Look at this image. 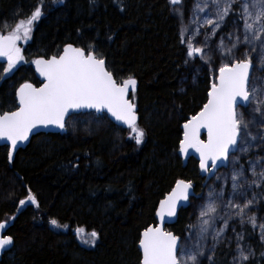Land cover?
I'll return each instance as SVG.
<instances>
[{"label":"trees","instance_id":"16d2710c","mask_svg":"<svg viewBox=\"0 0 264 264\" xmlns=\"http://www.w3.org/2000/svg\"><path fill=\"white\" fill-rule=\"evenodd\" d=\"M36 6H42V15L31 37L19 43L24 64L0 77V112L15 109V91L24 81L38 85L31 69L36 57L58 54L67 43L95 46L117 78L137 79L132 99L145 135L138 144L131 129L117 128L104 114L87 113L71 116L63 135L32 137L11 163L7 147L0 146V222L14 238L0 264H139L140 233L155 225L158 203L176 180L192 181L191 202L205 188L196 161L182 167L177 155L182 125L205 103L214 78L203 65L197 86L179 92L194 63H185L187 45L181 43L175 8L184 11L188 23L193 0L175 6L170 0H0V25L7 20L15 27ZM236 16L230 13L222 31ZM29 192L38 203L26 199ZM191 215L190 206L180 210L169 230L185 237ZM51 218L61 230L51 227ZM77 228L95 230L96 244L81 246ZM241 233L253 251L244 264H264L256 234L248 227ZM212 257V264H230L232 247L218 246Z\"/></svg>","mask_w":264,"mask_h":264},{"label":"snow or ice","instance_id":"6c2138e0","mask_svg":"<svg viewBox=\"0 0 264 264\" xmlns=\"http://www.w3.org/2000/svg\"><path fill=\"white\" fill-rule=\"evenodd\" d=\"M175 6L181 0H170ZM194 0L191 16L185 23L184 11L177 7L179 14L181 43L187 45V56L203 53L202 46L194 44V37L203 34L205 46L211 36L217 35L216 30L226 23L230 13H236L235 29L233 32L221 34L220 48L226 59L222 60L218 69L213 65L214 78L208 89L207 101L198 112L186 119L183 124L182 138L179 140L180 152L187 153L194 149L199 153V166L203 172L212 173L213 169L227 166L232 162L231 190L226 191L223 184L209 185V192L199 208L197 223L188 226V231L196 229L194 236L181 237L172 231H166L160 225H148L139 237V247L142 251L140 264H202L200 257L206 255V241L209 235L216 241L230 227L229 220L239 217V223H250L255 228L258 224L256 213L250 212V207L256 200V193L248 197V189L252 185L264 190V157L255 159L249 156L250 167L254 179L246 175L245 165L239 163L240 153H248L253 141L259 140L264 144V133L259 136L250 130L253 119L246 117L245 112L238 111L254 102L253 111L260 114V120L255 121L264 129V86L252 81L254 69L253 52H258V63L264 70V0ZM204 13L203 16L200 14ZM42 15V6H36L31 14L21 17L15 27L5 20L0 25V57H5L7 66L5 73L24 59L18 41L28 40L32 34L34 22ZM201 24L211 26L201 33ZM190 25H195L191 28ZM8 28L5 33L2 29ZM230 43L225 46L224 37ZM247 44L243 56H236L240 44ZM37 72L44 78L39 87L29 81H24L16 89L18 107L11 111L0 112V139L9 142V160L13 159V150L18 142L28 140L29 134L38 126L66 127V117L72 110L95 109L97 113L105 110L122 121L131 129L139 144L145 135L144 129L137 124L136 105L129 99L130 90L134 93L137 79L129 74L125 78H117L114 70H110L103 52L95 46L77 47L72 43L63 46V51L48 58L38 56L33 60ZM215 73H218L216 75ZM206 129L207 139L201 138V130ZM257 144V147H260ZM259 169V171H257ZM217 181L222 177L217 175ZM228 183L227 176L223 177ZM192 189V181L178 179L175 187L160 201L157 215L161 221L165 214L173 216L177 211V203L181 199L187 201ZM26 199L38 203L36 197L29 192ZM25 199L20 200L23 205ZM235 210V211H233ZM222 219L223 225L217 226ZM53 226H59L55 218L50 219ZM5 224L0 222V229ZM261 239H264V222L259 223ZM83 230L76 229L77 234ZM235 232V228H233ZM246 231V230H245ZM98 233L91 232V240L81 237L86 243H95ZM12 235H0V249L13 242ZM237 256L233 257L234 264H243L248 260L250 251H245L239 243L243 234L236 233ZM209 260L213 257L209 256Z\"/></svg>","mask_w":264,"mask_h":264},{"label":"rangeland","instance_id":"374dc122","mask_svg":"<svg viewBox=\"0 0 264 264\" xmlns=\"http://www.w3.org/2000/svg\"><path fill=\"white\" fill-rule=\"evenodd\" d=\"M238 2H239V0H237V5H235V6H238ZM192 10H193V8H192ZM190 11H191V8H190ZM191 14H192V11L190 13V16H191ZM200 15L203 16L204 13H201ZM235 20H236V18L231 19L226 31H222V29H223L225 24H223L220 29H217L216 30L217 35L211 36L210 39L207 40L206 46H205V37H204L203 34L195 36L194 44L196 46H202L203 47V53H204L205 56L209 57V59L211 60V63H209L208 60L202 59L201 58V54H199V53L196 54L194 57H188L187 56L189 63H192V64L194 63V67H193V69L190 72L187 71L182 76V78L180 80V83H179V85H180L179 92H183L184 89H185V86H191V87H196L197 86V84H198L197 76L202 74L203 65L208 66L209 73L212 74L213 77H214L213 65L215 66V68L218 69L219 64L222 62V60H224L226 58V54H224L222 52L221 48H220L221 34L222 33H227V32H233L234 33ZM204 29H209L210 30L211 26L207 25V24H201V26H200L201 33L203 32ZM18 43L24 44L25 40L18 41ZM224 43H225V46H227L230 43V41L227 38V36L224 37ZM246 47H248L247 44H243V43L240 44L238 46V50H234L235 51V55L236 56H243L244 50H245ZM252 56H253L254 71H255L254 73H252V81H253V83H255L257 85L264 86V70H261L260 65L258 63L259 53L258 52H253ZM188 61L185 60V63L187 64ZM1 62H2V64H0V68H1L0 77L7 76V75L11 74V72H13L15 68H17L20 65L24 64V60H21L14 66L13 69H11L9 72L5 73L3 71V69H4V67L7 66L6 58L3 59ZM215 74H217V73H215ZM250 104L253 105V107H254V102H252ZM238 111L245 112L246 117L249 118V119H253L254 118L253 122L250 125V130L254 134L259 136L261 133H264V129H261L259 127V124L255 122V121L260 120V118H261L259 113H255L252 108H248L246 110L239 109ZM257 144H260L259 140L253 141V146L250 148L248 153H240L239 151H237V156L241 157V160H240L239 163H242V164L245 165L246 175L250 179H254L255 177L252 176V172L249 170V167H250L249 156L253 157V159H255V157H257V156L264 157V152L263 151L259 152V150L261 149V145L262 144H260V147H257L256 146ZM232 168H233V164H232L231 161H229L228 167L218 171L214 175L213 178L208 180L204 184L205 188H204V191L201 194V196H199L197 199H195L194 201L191 202V204H190V210H191V213H192V215H191L192 216L191 217L192 218V221H191L192 224L191 225L197 223V217L199 216V208H200L201 204L203 203L204 198L207 197V194L209 192V187H208L209 185H213L214 183L216 185L223 184L224 187H225V190L230 192V190H231L230 176H231ZM257 171H259V169H257ZM217 175L221 176L222 179L217 181V179H216ZM225 176H227V178H228V183L227 184L224 183L223 177H225ZM253 192L256 193V197H255L256 202L253 205L249 206V207H250V212L256 213V216H257V219H258L257 226L255 228H253V225L250 224V223H247V222H245L244 224H240L239 223V217H233L232 219L229 220L230 227H228L225 230V232L222 233L221 236L216 241H214L212 239L211 235H209L207 237L206 241H202V243H204L206 245V253L207 254L201 256L200 260L204 259L207 264H212V260H209L208 257L212 256L213 251L218 246L223 245V246H227V247L228 246L232 247V257L230 259V264H234L233 257L237 256L236 233L237 232L241 233V229L243 227H248L254 234H256L259 242L261 243V245L263 246V249H264V239H261V229L259 227V223L264 222V209H263V207H264V190H262L257 185H252L248 189V197L249 198H252ZM233 211H235V210H233ZM221 225H223V220L222 219L217 221V226L219 227ZM51 227H53L56 230H61L62 229V227L53 226L52 224H51ZM233 228H235V230H236L235 232L233 231ZM80 229H82V228H80ZM82 230L83 231L80 234H77V232H75V238H76L77 242L81 246L86 247V248L93 247L96 244V238H95V243L94 244L93 243L84 242V240H82L81 237H84V239H86V240H91V234L85 232L84 229H82ZM195 232H196V229H193L192 232L188 231V233H187V235L185 237L194 236ZM239 243L244 247L245 251H250V255H249L248 260L251 259L252 258V254H253V251H252L251 247L248 244L244 243L242 240H240ZM263 254H264V252H263ZM248 260L244 261L243 264L245 262H247Z\"/></svg>","mask_w":264,"mask_h":264},{"label":"water","instance_id":"95a60500","mask_svg":"<svg viewBox=\"0 0 264 264\" xmlns=\"http://www.w3.org/2000/svg\"><path fill=\"white\" fill-rule=\"evenodd\" d=\"M62 51H63V48H62L61 52ZM1 58H4V57H0V59ZM31 68H32V71L34 73L35 78L39 81L40 84L43 83L44 78L42 76H40V74L37 72L36 66H35L34 63L32 64V67ZM217 75H218V73H217ZM39 86H36V87H39ZM136 89H137V87H136ZM135 92H136V90H135ZM132 93L133 92L130 90V92H129V99L130 100H131V94ZM207 95H208V93H207ZM15 100H16V107H18V100L16 98V92H15ZM135 111L137 113V107H136ZM86 112H95V113H97L95 109H78V110H72V114H79V113H86ZM104 113L107 114V116L109 117L110 121L114 125H116L118 127H122V128H129V126L127 124L123 123L122 121H117L115 119V117H112L111 114L110 113H107L106 110L104 111ZM97 114H101V113H97ZM68 117H66V119ZM137 120H138V115H137ZM182 131H183V126H182ZM64 132H65V129H61V128H59L57 126H54V125H49L47 127L38 126V127L34 128L33 131L29 134L28 140L23 141V142H18L17 148L15 150H13V159H14V156L16 155L17 151L23 150V149H25L28 146V144H29V142H30V140H31L32 137H34L36 135H39V134H64ZM201 133H202L201 137L204 136V139L206 140L207 139V131H206V129H202L201 130ZM0 146H6L8 148V151H9V148L11 147V145L9 144V142L6 141V140H4V139H0ZM177 155L181 159L182 167H184L187 164V162H188L189 159H191V158L195 159L198 162V172H199V175L201 177H205V182L208 181V180H210L215 175V173L218 170L227 167V166L226 167L225 166H221L219 168L213 169V172L212 173H206V172H203L200 169V166H199V153H197L194 149H189L188 152L185 154V153L180 152V147H179V150L177 152ZM13 159L12 160H9V157H8V162L11 163L13 161ZM227 165H228V163H227ZM175 185H176V182L174 183V185L171 188V190L175 187ZM171 190L169 192H171ZM190 193L191 194H190L189 199L187 201H185L183 199H181L180 201H178L176 214L173 215V216H168L167 214H165V218H164L163 221H161L160 217L157 215V209L160 206V202H159V204L157 206V209H156V212H155L156 225L162 226L164 228V230L166 228L170 227L171 225H173L176 222V219H177V216H178L179 211L180 210H183V209H186L188 207L190 197H192V195H193V189H190ZM165 196L163 197V199L165 198ZM7 229H8V225L5 224V227L2 228V229H0V235H4ZM12 246H13V242L11 244H9V245H6L4 248L0 249V260L2 258V255L5 252L9 251ZM137 248H138V250L140 252V255L142 257V251H141V249L139 247V242H138Z\"/></svg>","mask_w":264,"mask_h":264}]
</instances>
